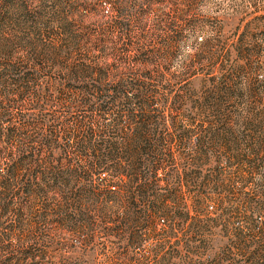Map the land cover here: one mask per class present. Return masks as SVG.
Returning <instances> with one entry per match:
<instances>
[{
	"label": "rangeland",
	"instance_id": "rangeland-1",
	"mask_svg": "<svg viewBox=\"0 0 264 264\" xmlns=\"http://www.w3.org/2000/svg\"><path fill=\"white\" fill-rule=\"evenodd\" d=\"M57 8L92 41L93 28L120 19L99 35L101 59L114 62L107 76L68 80L72 57L84 56L43 48L58 22L32 14ZM205 76L225 86L231 117L192 110ZM114 94L116 139L121 154L134 141L131 158L97 161L77 140L114 117L98 109ZM0 119V181H18L0 187V264H264V0H0ZM140 119L146 128L135 132ZM223 121L232 126L224 145L197 129ZM106 162L131 163L157 183L156 223L147 227L154 195L137 197L130 218L124 207L101 211ZM22 181L42 184L31 197Z\"/></svg>",
	"mask_w": 264,
	"mask_h": 264
},
{
	"label": "trees",
	"instance_id": "trees-1",
	"mask_svg": "<svg viewBox=\"0 0 264 264\" xmlns=\"http://www.w3.org/2000/svg\"><path fill=\"white\" fill-rule=\"evenodd\" d=\"M12 5L8 8V11L1 16V18L7 19L9 18L13 10L15 9ZM22 9V6L20 7ZM63 11L57 9H51L50 11L40 10L36 11L32 14V18H47L46 21L50 23L51 20L57 21V28L52 29L50 33L55 32L57 35L53 38L50 37V40L45 39V42H41L43 48L48 49L50 54L58 57L63 53L71 55L74 51L80 52L84 58L79 57H72L70 68L66 73V78L68 80H80L85 77H94V74H97L98 78L107 76L110 69L113 67L114 62L107 61L106 59H101L102 52L105 50V46L102 45L100 48V41L105 40L104 37L100 38L99 35L103 34L104 36L108 31L114 30L115 27L121 28L122 24L118 17L111 19L108 21L107 24L100 25L92 29L94 33H98L97 37L92 41L87 35L89 31H79V29H75L73 27L74 21L69 19V15L66 13H62ZM13 16V15H12ZM12 16L10 18H12ZM41 19V18H40ZM82 27V25H80ZM84 28H88L87 26ZM81 39H85L84 45H81ZM7 41H10L8 38ZM32 43V52L35 51L37 48L36 42ZM89 44L90 49L93 50L92 53H89L85 50L83 53L82 50L85 46ZM74 52V53H75ZM86 56V57H85ZM32 72H27L23 75V78L27 77ZM107 74V75H106ZM225 86H220L214 81L212 76H205L202 78V82L198 89H194L193 94L195 97L194 99H189L191 103L192 110L196 113L201 115H208V116H215L213 117L216 119L217 117H231L232 115L229 113L232 109H229L226 106V98L224 95L226 94L227 90L223 91L222 88ZM145 93L142 91H138L135 93V96L138 98L139 101L145 102L146 98L143 96ZM193 96V95H192ZM87 103L86 101H84ZM118 102V95L114 94L111 95V98L106 100L104 103L99 104L98 109L102 114H108L109 112H113L114 117L107 120V123H101L100 125H88L84 137L77 140L78 144H86L87 146L92 147V156H94L97 161H120L121 158L128 157L131 158L129 153V149L134 141H127L124 143L125 147V154H121L119 141L116 139V135L122 132L124 127L121 125V118L120 112L114 110V106ZM143 108V106H142ZM231 108V107H230ZM134 112V111H133ZM140 115L139 113H133V119ZM145 115V114H144ZM143 115V116H144ZM44 120V116L40 117L36 122ZM140 119L136 125L135 132H139V130L143 131L146 128V123ZM226 120V119H224ZM230 121V120H229ZM229 121H223L222 123H209L206 125H200L197 129L200 132H207L210 133L212 136L208 140V142L216 141L221 145H224L228 142V137L225 133H229L232 130V126L230 125ZM2 120L0 119V127H2ZM82 126V125H81ZM194 128V127H192ZM186 129L188 132L189 130L192 131L193 129ZM143 129V130H142ZM11 132L14 133L13 128H11ZM201 134V133H200ZM79 134H77V137ZM220 139V140H219ZM199 144L205 142V134L200 135L198 137ZM140 146V153L136 155L137 160L142 159V153H145L147 148H149V142L144 140L139 142ZM25 156L21 157L19 161H23ZM102 167L109 171L112 180L105 186L101 188V190L95 193L94 199L101 204V211H110V213H115L120 211L123 207L125 208L124 212L130 218V211L131 207L135 203L137 197L140 200L145 201L150 195L155 196V200H151L153 206V212L148 217L147 227L152 226L154 223L157 222V216L159 212L164 208V201H159V194L153 192L155 186L157 185L156 182L147 179L146 177H139L135 175L136 169L133 164L128 163L127 165H119L118 163H103ZM10 170V169H9ZM122 172H126L128 179L121 182L119 180H115L114 178L120 175ZM17 180H8V179H1L0 187L3 190H10L11 188L17 185ZM42 183L35 182V181H22L21 189L27 196L34 197L36 191L38 190V185ZM206 183H202L204 185ZM113 187V188H112ZM5 192V191H4ZM153 192V193H152ZM262 207H264V203L262 202ZM166 210V209H164ZM109 213V212H108ZM116 222V221H114ZM261 241H264V223L261 225ZM264 257V251L262 253Z\"/></svg>",
	"mask_w": 264,
	"mask_h": 264
}]
</instances>
